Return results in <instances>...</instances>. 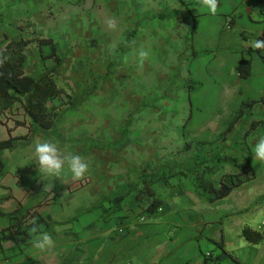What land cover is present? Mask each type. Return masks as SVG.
<instances>
[{"label":"rangeland","instance_id":"obj_1","mask_svg":"<svg viewBox=\"0 0 264 264\" xmlns=\"http://www.w3.org/2000/svg\"><path fill=\"white\" fill-rule=\"evenodd\" d=\"M49 1L46 11L40 8L45 16L39 13L29 33L21 34L50 36L60 43L65 63L55 81L63 94L52 105L62 116L54 129L36 131L29 146L3 153L7 172L0 178V234L13 211L34 213L26 225L37 217L43 223L29 244L0 239V264H264V240L251 244L241 235L246 226L264 234V162L254 160L253 151L264 130L254 129L244 138L250 119L243 118L232 129L238 132L223 138L235 107L224 104L223 81H213L214 72L225 69L228 59L235 60L263 32L264 8L253 7L257 0H217L213 16L198 8L200 0ZM15 4L10 10L26 19L32 8ZM232 19L227 29L223 21ZM216 45L217 58L210 63L193 54ZM258 58L254 64L262 66L264 77V58ZM40 62L32 46L27 74L44 71ZM192 73L204 84L189 93L184 89ZM252 78L242 86L257 98L264 86L249 88ZM77 96L85 101L71 105ZM17 121L24 124L14 129L19 128L15 135L32 127L20 102L0 116V122L14 127ZM9 136L0 124V139ZM45 141L63 156L80 155L89 172L81 180H73L67 168L60 178L39 174L35 144ZM247 161L256 176L208 203L196 182L219 187L224 178L232 183ZM135 166L144 168L145 176H161L162 186L155 189L165 202L162 216L149 215L147 200L134 197L142 182L136 181ZM127 190L134 192L120 209L107 201ZM202 204L210 227L177 231V223L191 220L169 213L201 210ZM156 226L160 230L153 231ZM45 233L54 247L40 252L33 241Z\"/></svg>","mask_w":264,"mask_h":264},{"label":"trees","instance_id":"obj_2","mask_svg":"<svg viewBox=\"0 0 264 264\" xmlns=\"http://www.w3.org/2000/svg\"><path fill=\"white\" fill-rule=\"evenodd\" d=\"M260 2L264 3L263 0ZM135 32L136 29L129 31L127 33V39L135 35ZM257 39L264 40V32L257 36ZM32 43L37 44L39 54L47 62L45 70L38 76L29 75L24 69L27 61V48ZM254 50L262 54L260 50ZM208 52V49L195 50L193 54L200 55L207 54ZM64 63L65 53L60 43L52 37L35 35L31 38L15 41L5 36L0 40V116L4 111L10 110L20 102L23 105L25 114L31 120L32 126L26 134L12 135V131L17 126L24 124L23 121H17L15 127L8 128L10 136L5 139H0V178L5 176L7 172L6 164L2 158L5 151H14L29 146L32 143L36 131L52 130L61 119L62 111H59L57 106L52 105V102L63 94V89L59 87L55 81V75ZM237 68L239 76L242 78H248L251 74V64L249 60L244 58L241 59ZM195 86H197V83L190 82L189 91H194ZM80 101L84 102L85 98L83 96H77L70 100V104H77V102ZM257 103L264 105V96L256 100L242 101L236 116L222 132V137L226 138V135L231 132L234 126L243 118L245 111L252 108ZM259 126L264 127V119L252 120L244 134V138H247L253 130L257 129ZM191 144L192 142H189L188 146ZM243 166L244 168L239 174H251L246 179L232 178V183H226L222 178L219 187H215L211 182L206 180L196 182L205 199L210 203L221 200L230 195L235 188L244 184L245 181L250 180L252 176H255L250 161H247ZM160 178L161 176L155 178L153 176L148 177L143 175L141 185H138L137 189H135V198L137 200H147L145 211L148 214L157 213L164 204V200L157 196L154 187V183ZM133 192L132 190H127L114 197H107V201L118 210L121 208L122 203L133 194ZM33 216V212L24 216L18 215L17 211L8 213L10 223L7 227L2 229L0 239L11 241L19 246L29 244L33 238L35 228H38L43 223L42 218L37 217V219L26 225ZM241 235L251 244H258L264 240L262 231L253 229L250 226L244 227Z\"/></svg>","mask_w":264,"mask_h":264},{"label":"crops","instance_id":"obj_3","mask_svg":"<svg viewBox=\"0 0 264 264\" xmlns=\"http://www.w3.org/2000/svg\"><path fill=\"white\" fill-rule=\"evenodd\" d=\"M257 1H258L257 3H253V7H255V8L258 7L260 9L264 8V3L263 2L261 3L260 2L261 0H257ZM19 2H22L24 4H27L30 9L32 8L31 9V12L29 14H27L26 19H23L21 17H18L16 15H14L13 11L10 10V5L11 4L13 6V5H16L15 3H19ZM40 2H44V0H0V40L3 39L5 36H8L11 40H15V41L21 40V39H25V38H31L32 36L30 34H28L27 36H23V34H21V32L23 33V31L24 32H27L28 31V33H29V31L31 30L30 28L32 27L30 24H32V23L35 24L34 20L37 19L39 17V13H41V9L40 8H44L43 11H46L50 7V1L49 0H45V2L44 3H41V4H40ZM41 5H43V6L41 7ZM41 14L45 16V13L42 12ZM263 14H264V12H263ZM47 16H48V14H46V18L48 19ZM254 20H256V19H254ZM233 22H234V19H232L231 21H229V23H227L226 20H225V21H223V24L226 23L227 29H230L232 27ZM29 26H31V27H29ZM193 32H194V29L192 30V35H193ZM263 32H264V30H263ZM261 34L260 33H257L254 37L257 39V36H259ZM242 36L243 37H246L247 36L246 35V31L242 32ZM41 37H50V36H43V35H41ZM32 46H35L36 49L38 50L37 44L36 43H32L27 48V52H28V50ZM216 47H217V45L211 47L210 50L208 48H202L203 50L208 49L209 52L207 54H205L204 56H203V54H200V55H197V56H199V57H206V59H205L206 62L210 63V62H212L213 59H216L217 58L216 57L217 54H215V51L217 49ZM195 50H201V49H195ZM236 51H238V49ZM38 52H39V50H38ZM258 57L264 58V55L263 54H259L258 52H256L254 50V48L251 46L247 50H242L241 53L239 54V56H237L235 58V60H231L230 61L228 59L226 61V67H224L225 69H223V70H221L219 72H214V79H213L214 83H219V81H223V83H224V87H225V91L223 93V97H224V100H225L224 101L225 102L224 104H228V103H231L232 104L233 103L232 106L235 107L234 108V110H235L234 117L236 116V113H237V111H238V109H239L242 101H244V100H256V99H259L260 97L264 96V94H261L257 98H251L247 94V89L245 90L244 87L242 86V83L244 81L250 80V78H252L253 74H254V77L253 78L256 77V79H253L252 78V81L249 82L248 87L249 88H256V87L264 86V77H260L261 76V73H262L261 72L262 71V69H261L262 66L261 67L257 66L256 65V62L257 61L254 64V58H256V60H259ZM243 58L246 59V60H249V62L251 64V74L249 75L248 78H242V77L239 76V72H238L237 66H238L239 62L241 61V59H243ZM40 60H41L40 63H41L42 68H46V63L47 62L41 57V55H40ZM260 63H261V61H260ZM24 69H26V68H24ZM36 76H38V75H36ZM219 76H221V78ZM189 82L197 83V86H195V90L194 91L201 89L203 87V84H204L199 79V77H197V73H194V74L192 73V75H191V81H189ZM198 83H199V85H198ZM188 89H189V85H188ZM188 89L187 90L184 89V91H187L189 93H191V92L193 93L194 92V91H191L190 92ZM216 92H217V90H216ZM233 118L230 120V122L233 120ZM243 118H245V119L246 118H249L250 119L249 120V124L251 123L252 120L264 119V105L261 104V103L255 104L252 108L247 109L245 111V114H244ZM0 124H3L5 126V128L7 129V132H8V128L9 127H11V128L14 127L10 123L4 124V123L0 122ZM258 128H262L264 130V127L263 126H259ZM18 129L19 128H17L16 130H13L12 131V135H15L16 134L15 132ZM257 129H255V130H257ZM232 131L233 132H236L234 130H232ZM245 133H246V130L243 133V137H244V134ZM143 169L144 168H142V170H139L138 167L135 166L136 172H133V173H135V177L137 176V180L136 181H139V180L141 181L142 180V176L144 175ZM241 171H242V169L239 171V173H241ZM253 171H254V168H253ZM246 174L248 175L250 173H245V175L244 174H239V178H243V176H247ZM150 176H153V177L157 178L160 175H157V176L150 175ZM255 176H256V174H255ZM160 181H163V180H161V178L158 179V180H156V182L154 183V187L155 186H162L160 184ZM224 182L228 183L225 179H224ZM199 191L202 194L201 190H199ZM157 196H159V195L157 194ZM134 197H135V194H134ZM165 201H167V200H165ZM216 202H213V203L208 202V203L215 204ZM200 208H201V210L196 209V210H186V211H182V210H180V211H177V210L176 211H171L169 213L170 214L169 216H173V214H176V217L177 218H179V216L181 215L180 217H182V216L188 217L191 220V222L189 224H185L184 222L177 223V225H176L177 231H179L181 229V227H183V226H191L193 228L200 227V229H203V230L209 228L210 227V224H209L210 221L208 220V216H209V213L207 212L208 208H205V206L203 204L199 206V209ZM163 211H162L163 213H160V211H158L155 214H149V215H152L154 217L155 216H162V214H165V210L164 209H163ZM206 214H207V216L205 218V215ZM144 215L142 217L145 220L146 219V216H144ZM142 217H140V218L142 219ZM152 222H154V221H152ZM155 225H157V223L156 224H153L152 223V226H155ZM155 228L156 229H153V231L160 230V227L157 228V226H156ZM179 239L180 238L178 236V240ZM205 260H206L205 262H207V259H205Z\"/></svg>","mask_w":264,"mask_h":264},{"label":"clouds","instance_id":"obj_4","mask_svg":"<svg viewBox=\"0 0 264 264\" xmlns=\"http://www.w3.org/2000/svg\"><path fill=\"white\" fill-rule=\"evenodd\" d=\"M199 9H206L209 14L216 15L218 3L217 0H200ZM252 47L260 50L264 54V40L256 39L252 41ZM254 160L258 159L264 162V137L258 139L254 146ZM35 156L38 161L39 174L48 177L60 178L67 168L73 180H81L89 172V165L78 154L63 156L52 142H38L35 144ZM33 247L40 251H51L54 247V241L49 234H40L34 241Z\"/></svg>","mask_w":264,"mask_h":264},{"label":"built area","instance_id":"obj_5","mask_svg":"<svg viewBox=\"0 0 264 264\" xmlns=\"http://www.w3.org/2000/svg\"><path fill=\"white\" fill-rule=\"evenodd\" d=\"M162 209V208H161ZM161 209H159V211H161ZM120 231H122L123 229H119ZM124 264H131V263H124Z\"/></svg>","mask_w":264,"mask_h":264}]
</instances>
